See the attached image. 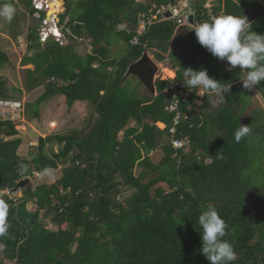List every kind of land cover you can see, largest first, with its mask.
<instances>
[{
  "label": "trees",
  "instance_id": "trees-1",
  "mask_svg": "<svg viewBox=\"0 0 264 264\" xmlns=\"http://www.w3.org/2000/svg\"><path fill=\"white\" fill-rule=\"evenodd\" d=\"M64 1L60 24L68 19L61 30L68 44L54 38L43 43L38 31H30L28 45L38 50L23 60L34 66L26 71L25 90L44 87L32 105L34 118L56 95L65 97L68 109L88 101L92 110L80 128L40 137L31 159L18 154L22 139L15 123L0 116V204L7 206L0 264H211L200 251L198 223L209 205L228 226L223 239L237 253L232 264H264V181L250 172L261 139L247 136L237 143L234 137L241 124L253 130L260 119L256 111L245 113L253 96L243 92L240 68L221 71L218 59L192 35L183 60L172 62L174 81L184 84V68H204L210 77L231 83V91L212 111L215 94L186 87L190 94L178 110L187 118L172 135L168 81L157 80L151 97L126 98L120 90L128 68L144 52L170 43L178 30L174 21H156L133 45L142 14L150 16L178 0ZM57 2L60 11L62 1ZM4 3L14 2L0 0ZM19 4L37 13L33 0ZM195 8V26L211 21L203 0ZM214 11L247 17L253 30L264 34V0H217ZM124 24L129 29L119 30ZM84 40L92 51L82 57L75 46ZM115 40L128 47L122 58L111 56ZM9 63L0 43V69ZM257 88L264 99V82ZM14 100L0 77V101ZM172 138H186L189 145L175 150ZM158 148L163 156L156 164L151 154ZM45 167H63L61 178L29 186L45 176ZM5 190L11 195L2 194ZM124 191L132 194L121 201Z\"/></svg>",
  "mask_w": 264,
  "mask_h": 264
},
{
  "label": "rangeland",
  "instance_id": "rangeland-1",
  "mask_svg": "<svg viewBox=\"0 0 264 264\" xmlns=\"http://www.w3.org/2000/svg\"><path fill=\"white\" fill-rule=\"evenodd\" d=\"M13 6L16 8L15 15L11 21L0 18V43L2 49L7 52L10 63L4 68L0 69V77H3L7 80L8 88L11 90V96H13L16 101H20L15 104L9 103H0V116L4 120H12L16 129L19 132L18 137L22 139V145L18 150V154L21 157L31 159V154L37 151L38 140L40 137L47 138L48 136L55 134H66L76 128H80L86 121L85 116L89 115L90 109L86 108L79 109L72 107L68 109L66 100L63 96L61 98L54 97L48 101L43 102L39 107V116L37 118L32 117V112L34 110L33 104L44 93V87H39L35 90L27 92L25 90V78L26 71L28 69H34L33 65L25 66L23 60L25 57H31L38 50L36 48H30L27 41V35L32 29L39 32L47 33L51 31L52 27L58 30V33L62 38L60 40L61 45L65 46L68 44L67 39L63 41V33L61 30L65 27L68 22V19L65 20L63 24H60V15L66 12V4L64 0L62 1V8L57 13L50 9L51 12L47 11L48 2L45 1V6L40 14L31 15L28 13V10L24 8L23 5L19 4V0H12ZM54 1V0H49ZM73 1V0H69ZM182 6L191 5L190 3L193 0H183ZM181 2V1H180ZM210 0L207 1L206 7H209ZM53 6L54 3H52ZM143 15V14H142ZM165 18L159 20L163 22ZM48 24V26H47ZM46 27L44 28V26ZM51 27V28H50ZM143 26L141 25V28ZM140 28V31H141ZM183 27L182 30H177L175 36L168 44H160L151 51H148V56L154 63L159 67V72L156 77V81L161 80H170L175 77V70L172 67L173 60L182 61L185 56V48L187 47L192 35L195 34L194 29H189ZM48 29V31H47ZM128 24L121 25L119 30H127ZM84 44L78 42L76 43V52L85 57L92 51L90 41L84 40ZM128 50L127 45L117 40L114 41L112 46L111 56L113 58H122L126 55ZM167 70L168 74L164 71ZM228 70V69H227ZM169 73H172L169 75ZM120 94L126 98H142V97H151V93L144 88L143 84L136 77H128L125 81L122 80ZM245 93H251L253 96V103L246 110L245 113L258 112L259 117L251 118L258 120L257 127L250 131L248 135L250 138L259 137V141H256L261 150L255 151V156L253 166L251 169V174L259 180L264 181V99L263 92L257 88L252 90L244 89ZM200 94H203L201 91ZM155 96V95H154ZM213 102L211 104L212 111L216 110L218 105V100L216 96H213ZM13 106V107H11ZM37 109V106H35ZM27 110H32L28 112ZM86 114V115H85ZM85 120V121H84ZM160 129H164L165 125L158 123ZM255 142V143H256ZM57 149V147H55ZM154 163H159L163 153L158 148L157 151L151 154ZM63 172V167H59L54 174L51 176H40L37 181H32L29 186L33 184H48L51 185L55 183L58 179L61 178ZM164 186V184H162ZM167 188L166 186H164ZM5 193V191H4ZM3 194V193H2ZM132 194L131 191H124V195L120 198L123 201L125 198H128ZM16 196L21 197L22 193L19 191L16 193ZM29 209L34 211L36 209L35 205L29 204ZM51 228V227H50ZM5 263H10L9 261L4 260Z\"/></svg>",
  "mask_w": 264,
  "mask_h": 264
},
{
  "label": "clouds",
  "instance_id": "clouds-1",
  "mask_svg": "<svg viewBox=\"0 0 264 264\" xmlns=\"http://www.w3.org/2000/svg\"><path fill=\"white\" fill-rule=\"evenodd\" d=\"M216 1L217 0H215V2ZM45 4L44 0H33L34 8L37 10L36 14L42 13L43 15L44 12L41 11ZM195 5L196 3L193 5V8H195ZM15 12L16 8L10 3L0 5V18L11 21ZM168 14H170V12L166 14V17L168 18L167 20L175 22L174 19H171V14L170 16H167ZM216 16L217 18L210 22L204 21L198 26H195V18L193 17V24L190 23V19L189 23L184 26H178L176 22L175 24L177 25L178 30H182L181 28L183 27L188 28V30L190 28L194 29L197 42L206 48L213 57L218 59L219 63L220 61L226 60V67L229 71L239 67L241 70L240 80L242 81L244 89L252 90L257 85L264 82V34H258L254 31L247 17L242 18L231 14ZM45 27L46 25L44 28ZM40 32L41 35H39L38 32V36L43 43L49 38H54L57 41H60L58 39L62 38V36L59 35L58 30L53 27L51 31L46 33L48 36L45 41H43L45 33H43V31ZM63 37L64 41L65 36ZM175 77L170 80H174ZM182 77V82L190 91L192 89H203L208 93L215 94L219 103H225V94L231 91V83L221 82L214 77H210L207 69L204 68L199 70L184 68ZM0 102L15 104L20 101L14 100ZM250 131L251 126L241 124L234 133L235 141L239 143L242 138H245L250 134ZM53 174L54 169L50 167H45L43 169V175L51 176ZM6 213L7 206L0 204V236H4L7 233V225L5 223ZM198 223L202 228V232H200L202 237V248L200 251L211 262V264H232V262L237 260V253L234 246L229 241L223 239L226 235V229L228 226L214 206L209 205L207 210L199 215Z\"/></svg>",
  "mask_w": 264,
  "mask_h": 264
},
{
  "label": "built area",
  "instance_id": "built-area-1",
  "mask_svg": "<svg viewBox=\"0 0 264 264\" xmlns=\"http://www.w3.org/2000/svg\"><path fill=\"white\" fill-rule=\"evenodd\" d=\"M181 1V2H180ZM201 0H193L190 3H192L190 6L185 5L182 6V3L184 2L183 0H178V2L175 5H169L162 7L157 10L155 14H147V15H142V18L140 19V23L138 28L136 29V37L132 40L133 45H137L139 43V37L145 33L146 29L154 24L156 21L161 20L162 18H165L167 20L168 18L166 17V14L170 12L171 14V19H174L175 22L177 23L178 26H184L189 23L190 17L195 18V13L196 9L193 8V5ZM205 2V8L208 10V14L211 17V20L217 18L216 12L214 11L216 2L215 0H210V5L209 7H206L207 1L208 0H203ZM160 22V21H159ZM141 25L143 26L141 28ZM141 28V31H140ZM48 34L44 35L43 41L46 40ZM169 86L166 89V93L168 96L172 98L171 104H169L167 110L170 113L175 114L174 118V127L170 130V133L174 135L176 133V126L179 125L180 121L183 119H186L187 116H183V114L178 110V106L180 101L188 98L189 96V91H186V86L185 84L181 83H176L174 80H170ZM3 103V102H0ZM13 107V106H11ZM172 146L176 150L184 149L186 146L189 145V142L186 138H180V139H175L173 138L172 141ZM5 195H11V192L9 190H5L2 192Z\"/></svg>",
  "mask_w": 264,
  "mask_h": 264
},
{
  "label": "water",
  "instance_id": "water-1",
  "mask_svg": "<svg viewBox=\"0 0 264 264\" xmlns=\"http://www.w3.org/2000/svg\"><path fill=\"white\" fill-rule=\"evenodd\" d=\"M167 16H170V14ZM190 23L193 24L192 17L190 18ZM158 72L159 67L150 59L148 53L144 52L142 58L128 68L123 80L125 81L131 76L138 78L146 90H148L151 95L154 96L156 95L155 81Z\"/></svg>",
  "mask_w": 264,
  "mask_h": 264
},
{
  "label": "crops",
  "instance_id": "crops-1",
  "mask_svg": "<svg viewBox=\"0 0 264 264\" xmlns=\"http://www.w3.org/2000/svg\"><path fill=\"white\" fill-rule=\"evenodd\" d=\"M176 34V33H175ZM226 65H227V61L225 60V61H220V63H219V68H220V70L221 71H227V67H226ZM56 97H58V98H61V96H55V98ZM54 98V97H53ZM73 107H75V108H77V110L79 111V109H84V113L86 112V108L87 107H89V109H90V112H91V110H92V104H90L88 101H76L75 102V104H74V106ZM90 114V113H89ZM86 115V114H85ZM89 117V115L87 116H85V118L87 119ZM85 121V120H84Z\"/></svg>",
  "mask_w": 264,
  "mask_h": 264
},
{
  "label": "bare ground",
  "instance_id": "bare-ground-1",
  "mask_svg": "<svg viewBox=\"0 0 264 264\" xmlns=\"http://www.w3.org/2000/svg\"><path fill=\"white\" fill-rule=\"evenodd\" d=\"M45 1L48 2L47 11H48V12H51V11H50V9H51V10L54 11L53 13H56L57 10L59 9V5H58L57 0H54V1H52V2L49 1V0H45ZM52 3H54L55 6H53ZM164 72H165L166 74H168V71H167V70H165ZM171 74H172V73H169V75H171Z\"/></svg>",
  "mask_w": 264,
  "mask_h": 264
}]
</instances>
